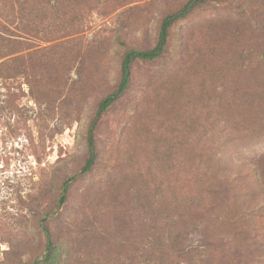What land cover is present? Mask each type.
I'll return each mask as SVG.
<instances>
[{"label": "rangeland", "instance_id": "rangeland-1", "mask_svg": "<svg viewBox=\"0 0 264 264\" xmlns=\"http://www.w3.org/2000/svg\"><path fill=\"white\" fill-rule=\"evenodd\" d=\"M186 1L32 0L35 30L21 33L0 72V264H156L160 248L167 262L211 264L220 250L193 227L203 223L190 197L228 148L229 173L257 172L236 191H258L251 203L236 191L219 197L233 218L221 224L225 253L245 251L228 264H264V0L210 1L176 21L159 58L134 62L128 89L96 127L95 164L81 173L124 53L154 47L163 18ZM25 8L20 0L17 22ZM44 224L57 246L47 262Z\"/></svg>", "mask_w": 264, "mask_h": 264}, {"label": "trees", "instance_id": "trees-1", "mask_svg": "<svg viewBox=\"0 0 264 264\" xmlns=\"http://www.w3.org/2000/svg\"><path fill=\"white\" fill-rule=\"evenodd\" d=\"M20 0H0V72L4 68V58L10 54L18 53V47L22 45L24 37L21 33H32L35 30V20L32 18V11H33V2L32 0H23L26 4L27 15L22 18L24 21H16V6ZM210 1H217V0H187L186 3L177 11L168 13L162 20L158 40L154 47L148 49H137L132 48L127 50L120 64V72L121 78L119 84L115 90L110 92L106 95L100 102L95 113L94 118L92 119L88 133H87V145H88V158L86 159L85 164L81 169V173H87L91 171L93 168L96 157H97V145H96V138H95V130L96 127L105 113V111L115 103L128 89L130 82H131V75H132V66L135 61L143 60V61H152L159 58L166 49L168 36H169V29L170 27L178 20L188 16L196 7L201 4ZM19 57H14V60H17ZM258 110V109H257ZM231 150L230 148L225 149L224 153L222 154H215L211 159V164L203 169V172L198 173L197 177V189L195 190L196 196L190 197L191 200H196V208H198V213L196 215L201 217L202 226L199 230L200 224H195L193 227H197L196 230L202 235V237L206 240V245L208 247L215 246L220 250L221 257L217 259L214 253L211 254L210 263L211 264H228L229 260L233 258L241 261V258L245 256L244 246L241 245L242 250L235 251L232 250L227 251L225 253V247L227 245V240L225 239L226 231L225 228H221V224H228L226 221H232L233 218L229 216H225V210L222 209L224 205L222 201L219 199L220 195L222 194H230L232 191H236V181L241 179H248L249 177H256L257 172L253 171V173L249 172L245 169L242 172H238L236 175H232L228 172L230 169V161L225 163L224 161L229 158L231 159L230 155ZM258 160V156L257 159ZM258 165V164H256ZM258 169V168H257ZM251 173V175H250ZM75 175L69 176L65 179L61 186V194L59 197V203H65L67 199V193L70 188L71 182L75 179ZM228 194V195H229ZM258 195V191L255 188L248 184L244 187L241 191L237 190L235 192L234 197L238 200H242L241 202L245 203L246 197L250 198V203L252 199ZM206 197H213V199L208 200ZM229 200V198H228ZM249 203V204H250ZM227 206V205H226ZM183 208L185 206L183 205ZM214 212H217V215L213 217ZM231 212H227L228 215ZM233 213V212H232ZM234 214V213H233ZM258 215V207L251 213L249 210H245L241 212V219H246L247 215ZM223 217L226 220L223 222L221 219ZM244 222V221H243ZM43 230L46 234L47 238V252L44 256V261H51L56 254L57 246L54 243V240L51 236V231L49 227L44 224ZM175 236L171 238V241L175 243V246H180L182 243V237H180V231L176 230ZM237 233L244 234L243 224L237 230ZM170 234V233H169ZM162 247L168 248L169 246L166 245L165 242H159ZM258 249V248H257ZM180 252V249H178ZM161 254V255H160ZM166 250L163 248L154 249L152 252V256H154L157 261L156 264H175L170 260L167 262L165 261ZM157 255H160L159 257ZM233 257V258H232Z\"/></svg>", "mask_w": 264, "mask_h": 264}]
</instances>
